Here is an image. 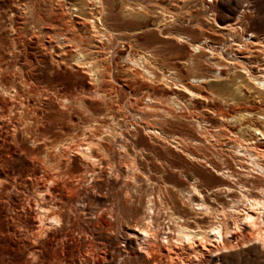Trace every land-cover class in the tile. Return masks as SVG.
Returning <instances> with one entry per match:
<instances>
[{"label":"bare ground","instance_id":"6f19581e","mask_svg":"<svg viewBox=\"0 0 264 264\" xmlns=\"http://www.w3.org/2000/svg\"><path fill=\"white\" fill-rule=\"evenodd\" d=\"M39 1L13 0V4L4 11L5 20L0 17L3 31L6 32H0V149L7 151V157H3L0 150V168H2L0 173L5 175V178H0V183L25 176L27 178H25L26 186L30 189L35 188L34 199L37 202L35 230L37 236L39 235L40 238V236L49 235L53 231L51 229L53 225H58L62 230L70 224L73 219L72 209L75 199L72 200L70 197L65 200L64 194L73 193L77 188V183H88L89 180L94 181L97 177H102L103 169L108 168L110 173L108 175H111L110 177L115 180H119V178L125 179L124 181L142 180L141 199L143 202L146 199L144 194H146L147 200L146 205L143 204L145 209L142 219L140 218L143 233L138 235L126 232L124 239L119 241V245L121 244L119 248L116 246L109 254L104 255L103 264H133L142 256L144 257L142 264H210L212 256L221 249L239 247L252 239L258 240L264 246V107L248 108L241 105L248 96H253L258 102L264 99V32L260 35L252 31L250 35L255 37L252 39L246 31L248 26L243 22V16H239L236 21L226 25L221 24L216 17H212V20L209 19L211 24L219 29L229 30L228 40L230 42L228 40L213 41L209 36L191 39L181 30L179 31L177 25L184 21H192L194 19L192 13H187L189 16L187 15L184 20L181 19L179 12L176 13L169 8V11L163 9L158 16L155 14L157 18H154L149 15L150 7L143 0H121L123 16L115 10V4L111 6L109 0H50L51 3L48 0L51 6L46 9L42 8L43 4ZM203 1H205L203 5H206V0ZM185 3L184 1L182 4L179 3V6L183 7ZM54 4L63 5L66 15L59 14L60 12L58 13V8ZM42 10L44 13L41 12ZM17 15L22 16L25 20L24 26H16ZM108 19H115L118 23L115 21L116 23L111 24ZM142 21L145 24H142ZM119 22L121 27H118ZM131 25L136 26L129 27ZM194 28L197 26L195 25ZM29 31L32 37L37 38L38 47L41 50H29V44L26 45L23 39ZM148 33H159L168 42L177 41L180 45L187 43L189 51H185L184 57L177 58V63L169 62L167 67L158 66L157 60H155L157 58L154 57V49H139L140 47H136L139 50L135 49L136 43L140 41L142 43V34ZM252 46L261 51V57L255 56L256 53L254 54L253 51L256 48L253 49ZM245 49L247 54H245ZM223 50L227 54H232L229 59L230 65L239 66L243 70V75L247 77L246 81L242 78L236 81L239 78L236 76L237 74L227 73L229 76L226 78L234 81L233 84H230L231 82L224 84L229 85L233 90L230 91V94L228 93L229 96H224L223 93L206 86L211 81L224 78L223 70L220 68L214 69L213 75L210 76H192L187 80L179 76L178 65L182 64L189 70L201 65L200 53L202 56L217 59L214 62L217 67L222 68L224 65L220 61L225 58ZM241 51L244 54H240ZM49 56L52 57L51 60H48ZM68 66L73 69L70 71L72 75L77 73L82 76L87 75L96 94L100 92L103 83L111 86V104L109 103L107 107L109 112L107 113L112 122L110 120L106 122L103 119L102 123L106 122L104 127L107 129L106 136L109 140H111L110 136H118L120 156L114 155L112 149L110 151V147L105 144L106 142H101L102 138L95 141L90 139L91 137L86 133L84 135L90 138H85L84 143L79 142L78 136H75L74 133H69L70 138L58 139L52 146L48 144L49 137L45 136L41 141H38V137L30 134V132L39 134L41 127L63 121L66 118L69 125L71 118L78 112L77 103L83 104V106L87 103L88 95L85 97L86 99L84 95L83 97L76 96L77 98L75 95H73L74 97L63 96L60 80L50 78V76L60 73L64 76L69 75L67 74L69 73ZM116 76L125 81L140 80L141 84L143 81L145 87L138 89L139 85L136 87L135 83H131V86L129 85V100L122 103V100H119V97H122V90L112 84L117 82ZM39 82L46 84L40 86ZM158 82L163 85H161L160 91L162 90V92L160 93H156ZM204 88H207L205 90L208 91V94L200 91ZM106 95L105 97H107ZM197 100L202 101L209 114L213 115L200 116L195 120L196 133H193L195 130L185 133L168 132L166 125L173 124L175 119L180 121L185 118L188 114L184 115L182 111H190L191 105L193 106ZM216 101L225 104V108L220 107ZM57 103L59 104L57 110L48 108L49 105ZM103 107L105 108V106ZM55 111L58 112L57 116L54 120H49L47 115L53 114ZM122 111L130 113L129 115L133 116L135 121L132 124L142 125V129L154 143L149 150L142 149L141 162L136 160V157L130 158L133 154L128 150L130 139L125 135L124 128L126 127L123 128L125 133L116 127L121 124L123 126V123L118 121V125L111 124L118 120L119 115H123ZM25 112H28L29 116L24 119ZM191 117L195 118L192 115ZM92 118H94L93 115ZM88 124L90 123H87V126ZM133 126L137 130V127ZM136 130L135 132H137ZM27 139L32 142L31 149H37L42 144L45 145L43 152L30 155L29 162H26V158L20 154L19 156L23 159L16 158L12 154L16 149L13 150L12 145L19 147L24 152L22 144ZM158 147H162L168 157L164 156L165 159H161L162 155H159V149L156 150ZM138 150L140 149L138 148ZM224 150H227L226 155H230L240 168L255 172L257 175H252L254 179L237 178L231 172V168L229 169L225 165L222 167L226 160H223L222 165L219 161L224 159L223 155L226 152ZM96 151H99L100 156H96ZM129 151L132 154L129 157L122 155V152L129 153ZM116 152L119 151L116 150ZM149 152L155 154L156 158L149 156ZM73 155L82 159L86 165L89 164L93 167L90 170V179L87 178V174H75L74 170L71 171L70 164L71 161H74ZM175 156L178 159H175ZM21 163L25 166L20 165ZM7 164H10L8 170L5 169ZM189 164H193V166L199 164V166L211 168L218 175H222L224 180L230 182L229 179H233L237 184L236 188L239 191L237 197L231 204L222 205L221 210L211 204L209 200L207 201L206 196L202 193V177H196L189 184L191 187L186 190L185 197L192 207L197 205L196 209L204 213L217 211L216 220L208 226L202 225L199 220L190 221V217L187 218L183 214L184 211L182 213L179 211L180 209L178 210L176 206L173 207L174 205L171 203L172 206L166 200V192H171L172 189L162 186L160 181H164L165 175L155 171L161 169L157 168L160 165V167L172 169L185 176ZM98 168L102 170H98ZM130 183L132 184V182ZM164 183L167 184V181ZM250 184H253V187ZM226 185L229 190L233 188L227 183H224L223 186ZM173 186L175 189L177 188L175 185ZM134 187L137 186L134 185ZM256 189L258 192L254 191ZM54 191L59 193L54 194ZM126 191L121 198L112 193L116 198L114 197L115 200L113 199L114 201L110 205V216L118 221L126 218L118 207L120 200L125 205H136L135 198L137 196L134 198L131 188ZM209 191L213 195L216 194L215 190ZM213 198L215 199V196ZM240 203L243 205L241 206ZM89 206L85 202L83 211L89 212ZM106 207L104 209H107ZM161 209L166 213L167 224V229L163 231L161 228L162 234L159 233L161 231L159 226L155 224ZM229 216L232 220L228 219ZM76 219L78 218L76 217ZM107 223L113 226L111 228L117 227L121 230L122 226L119 225V222L110 221ZM63 237L61 236V238ZM130 237H135L134 248H132ZM231 237L236 240L235 244H232ZM121 246L124 248L122 249ZM84 262L85 259L81 258L80 261H74L73 264H89Z\"/></svg>","mask_w":264,"mask_h":264},{"label":"rangeland","instance_id":"374dc122","mask_svg":"<svg viewBox=\"0 0 264 264\" xmlns=\"http://www.w3.org/2000/svg\"><path fill=\"white\" fill-rule=\"evenodd\" d=\"M31 1H35V0H31ZM143 1L147 3L148 7H150L149 8L150 9L149 15H151V17H154V18H157V16L161 14V11L163 9L164 10L166 9L169 11V8L172 11L173 10L176 11V13L179 12V15H181V17H182L181 19H184V20L187 18V15H188L187 13H189V12L192 13L194 15V19L192 21H184L183 23H180L181 25L180 24L177 25V27L179 26L178 30L179 31L181 30V32L184 35H187L191 39L193 37L200 39V38H203L205 36H209L213 41H218V42L221 40H228L229 39V36H228L229 30L228 29H219L218 27L211 24L209 19L212 20V17H216V19L221 24L226 25L230 22L236 21L239 16L240 17L243 16V22L246 24V26H248L247 27L248 30H246V31H247V33H249V36L252 39H255L254 36L250 35L252 33V31H254L260 35H262L264 32V0H214V1L206 0V5H203V3L205 1L202 2V0H143ZM183 1L186 2L187 4L185 3V4H183V7H180L179 3L182 4ZM39 2H42V4H43L42 8L43 9L49 8L51 6V4H49V2L51 3L50 0H49V2H48V0H40ZM54 3L57 4L56 2H54ZM109 3H111V6H113L115 4L114 5V7L116 8L115 10L117 12H119L121 16H123L121 0H109ZM11 4H13V0H0V17L2 20H5L4 11ZM57 5H55V6H57ZM162 5H164V6L162 7ZM59 6H57L58 13L60 12L59 14L63 13L64 15H66V13H64L65 10L63 11V7H62L63 5L60 6V8H59ZM116 11H114V12H116ZM41 12L44 13V10H42ZM183 15H184V17H183ZM108 20L110 21L111 24L113 22L114 23L117 22V20H115V19H108ZM24 23H25V20L22 18V16L17 15L16 16V26H24ZM143 23L145 24V22L142 21V24ZM26 24L28 25V23H26ZM120 25L121 24L119 22L118 27H121ZM195 25L197 26L198 29L194 28ZM135 26L136 25H134V26L131 25L129 27L133 28ZM180 26H181V28H180ZM0 32L6 33L5 31H3L1 23H0ZM142 36H143L142 37V43H141V41L139 42L141 45L139 43H136L137 45L135 44L136 45L135 49L137 50L139 47H140L139 49H141V48L142 49L148 48L151 50L154 49L155 50L154 51V53H155L154 57L157 58L155 60H157L158 66L167 67V66H169V65H167V63H169V62L177 63L178 59L185 56V51H187V50L189 51V49L187 47L188 46L187 43H185V45H180L179 43H177V41H172L173 43L168 42V41H166L167 39L165 37H163L162 35H159V33L142 34ZM23 39H24V42L26 43V45L29 44L28 45L29 50H31V51L41 50V48L38 47L39 45H38L37 38L32 37V34L30 31L27 33V35ZM228 41L230 42V40H228ZM136 47H138V48H136ZM258 47H259V45L257 46V48ZM252 48L255 49L256 47L254 48L252 46ZM257 48L255 49V51H253V53L257 54V55L255 54L256 57H258V56L261 57L262 53ZM246 51L247 50L245 49V54H247ZM223 54L225 55V58H222V61H220L224 65L222 68L217 67L216 63L214 62V60L217 61V59L210 58L209 56H202L200 53L199 55H200L201 59L199 58V56H198V58L201 60L202 63L198 68L189 70L186 67L184 68L183 65L180 64V65H178V69H177L178 74H179V76H181V78H183V79L185 78L184 80H187V79H189V77H192V76H200V75L210 76V75H213L214 69L220 68L221 70H223L222 74H223L224 78L223 79L221 78L220 80L218 79V80L211 81L210 83H207L206 86L211 87L212 89H215V91H218L219 93H223L224 96L225 95L229 96L230 91L232 92L233 90H232V88L229 87V85H224V84H226V82L227 83L231 82L230 84H233L234 81H233V79L229 80V78H226V76H229L228 74H232V75L237 74L236 76L239 78H237L236 81L241 80V78H242V80L246 81L247 77L245 75H243L244 74L242 72L243 70L240 69L239 66L235 67L233 65H230L229 59H231L232 54H227V52L225 50H223ZM240 54H244V53L241 51ZM157 55L159 58L157 57ZM163 55L164 56L166 55L165 58ZM51 58L52 57L49 56L48 60H51ZM162 59H164V60H162ZM67 70L69 71V73H67L69 75H67V76H64L63 74L60 73V74H56L54 76H50V78H52L53 80H57V79L60 80L59 82H60V85L62 86L61 87L62 92L61 91L60 92L63 94V96L74 97L73 95H75V98H77V97H83V95H84V98H85L87 95L88 96L90 95L89 98H88V96L86 97L88 104L85 103V105L87 106V108L85 105L83 106V104L77 103L78 112L75 113V115L71 118L69 125L67 124L68 119L66 118L63 121L54 122L52 124H47L45 127H41L39 134H35L33 132H30V134L36 138L38 137L39 138L38 141H41L45 136L49 137L48 144H50L51 146L58 139L70 138V136L68 135L69 133H74L75 136H78V138L77 137L76 138L79 140V142L82 141V143H84V139L87 137L88 138L91 137L90 139L95 140V141H98L99 138H102L101 142L102 141L104 143L106 142L105 144H107L110 147V151L112 149L114 155L120 156L121 150H119V147H118L119 146V144H118L119 141H117L118 136L117 137L110 136L111 140H109L108 137L106 136L107 135V131H106L107 129H106V127H104L105 126L104 124H106V122H108V120H110L108 117L109 112L107 111V107L109 106V103L111 104V100H110L111 99L110 98L111 86L108 85L110 87L109 88L107 86V84L103 83L101 88H100V92L98 94H96L94 91L93 84L89 83V78L87 75L82 76V75H79V73H77L78 75L74 74V73H73L74 75H72L70 73V71L71 70L73 71V69L69 68V66H68ZM116 77H117V82H113L112 84H114L115 86L117 85L116 87L119 88L120 90H122V92H123L121 95L122 97H119V100L120 101L122 100V103H125L126 101L129 100L128 96H130V94H129L130 89L129 88L131 86V83H135L136 87L139 85L138 89H140L141 87L144 89V87H145V85H143L144 84L143 81L141 84L140 80H135L136 82L130 81V80L125 81L121 77H118V76H116ZM39 83L38 84L40 86H44L46 84L44 82H39ZM154 84L156 85V83H154ZM157 85L156 86L158 88L156 90L157 91L156 93L162 92V90L160 91L162 83L158 82ZM106 87L109 89H107ZM91 88H92V91H91ZM205 89H207V88L200 89V91L208 94V91ZM104 92H105V95L107 94L106 95L107 97H105V95H103ZM108 92H109V94H108ZM225 92H227V93H225ZM84 93H86V94H84ZM101 93H103L102 94L103 98H101L102 97ZM99 95H101V96H99ZM228 96H226V97H228ZM263 98H264V95H263ZM123 99H125V100H123ZM106 100H108V101H106ZM199 100H201V99H199ZM245 100H243L241 103V105H243L242 107H244V106H246L248 108H251V107L257 108L258 106L264 107V99H263V101L258 102V100L253 98V96H251V97L248 96ZM106 103H108V104H106ZM217 103L220 107L225 108V106H226L225 104H221L219 102H217ZM204 105L205 104H203L202 101H198V100L195 101V104L193 105L194 107L191 105L190 111L185 112L183 110L182 111L183 113L181 112L182 114H184V115L188 114L189 116L187 115L185 118L182 117L183 119L180 120L181 122L177 121V119H175L173 124L170 123L169 125H166V130L168 129V132H170V133L171 132L172 133H174V132H177V133H183L184 132L185 133V132H193L195 130L193 133H196V128L194 125L195 120L197 118H200V116H209L210 114H212V113L209 114L208 110L205 108ZM103 106H105V108ZM82 107H83V109H82ZM48 108L52 109V110H57L59 108V104L57 103L55 105H49ZM125 110H126V108H125ZM127 113L128 112H126V113L123 112L122 116L124 118L119 115L118 120L116 122L114 121L115 123L113 122L111 124L112 125H118V123H117L118 121H120V123H123V126L121 124V126H116V127L119 128V130H122L123 132L125 130V132H126V133L124 132L125 135L130 139L128 141L129 142L128 150H130L134 156L131 154L130 151H129V153L128 152H122V155H125V156L127 155L126 157H129L130 155H132V156H130V158L136 157V160L141 162L142 161V156H141L142 155V153H141L142 149L147 148L145 150H149L151 147H153L152 144H154V143L151 142L148 135L142 129V125H139V123L132 124L133 122H135L133 119V116L129 115L130 113H128V114ZM57 114H58V112L55 111L53 114H48L47 118L49 120H54L55 117L57 116ZM124 114H126L127 116ZM190 114L192 116H194L195 118H192ZM92 115L94 118H92ZM28 116H29V113L25 112L24 113V119L27 118ZM102 116L103 117L106 116L105 117L106 119L103 118ZM214 117H217V116L214 115ZM252 118H256V117H252ZM103 119H104V121H106V122H104V124L102 123ZM119 119H121L122 121ZM123 120L125 123L123 122ZM110 122H112V121L110 120ZM87 123H90L91 125L88 124V126H87ZM133 125H135V127H137V130L134 128ZM124 126L126 128H124ZM127 126H128V128H127ZM85 128H86V130H85ZM98 128H99V130H97ZM123 128H124V130H123ZM132 128H133L134 132L131 131ZM126 129H128L129 131ZM135 130L137 132H135ZM186 130H188V131H186ZM138 131H139V133H138ZM85 133L88 134L90 137L87 135H84ZM95 133H96V135H95ZM136 133H138V134L136 135ZM98 135H99V137H98ZM111 137H113V138H111ZM108 143L112 144V145H109ZM155 145H157V144H155ZM30 146H32V142L29 139L25 140L22 144V147L24 148V152H22V150H20L19 147L12 145L13 150H14V148H16L15 152L12 153L13 156L16 158L23 159L22 157L19 156V154H20L24 158H26V162H29L30 155L36 154L38 152H43L45 150L44 144H42V146L37 148V149H31ZM111 146H112V148H111ZM138 148L141 151L138 150ZM0 150H1L2 156L7 157V151L5 149H0ZM116 150L119 152L115 153ZM156 150L159 151L160 156L162 155L161 159H163V158L165 159L166 156L168 157V155H165L167 153L165 152V150L162 147H158ZM160 150H162V151H160ZM137 151H139V152H137ZM224 151H226V152H224L225 155H223L224 159H222V161L221 160L219 161V163L221 162V165H222V163H224L223 160H226L225 161L226 163L223 164L222 167L226 166L229 169L231 168L230 169L231 172L237 178H243V179L249 178L251 180L254 179V176H252V175H257L255 172H253V171L251 172L248 169L240 168V166L237 165L235 161H233L234 159L230 155H228V156L226 155L227 150H224ZM98 153H99V151H96V156H100V153H99V155H98ZM119 153H120V155H119ZM151 153L152 152H149L148 155L151 156L152 158H156V155L153 153L151 154ZM8 157H11V156H8ZM72 157L74 158L73 159L74 161H71L72 165L70 164V168H72L71 171L73 172V170H74L75 174L76 173L77 174L78 173H84L85 175L87 174L86 175V176H88L87 178L90 179V173H91L90 170L93 167L90 166L89 164L86 165V163L82 159H80L79 157H77L75 155H73ZM175 157H176L175 159H178L177 156H175ZM104 164H106V163H104ZM20 165L25 166V164H23V163H21ZM195 165L196 164H194V166ZM71 166H73V167H71ZM192 166H193V164L192 165L189 164L187 166L185 176L183 174H180L179 172L172 170V169H169V168L165 169L162 166L160 167V165L157 168H161L162 170L156 169L155 171H158L157 173H159V174L165 175V179L163 178L164 181L163 180L160 181L162 186L163 187L165 186L166 188L168 187V189H170V190L172 189L171 192H169V191L166 192V194H167L166 196L168 197V198L166 197V200L170 204L172 203L174 205L173 206L171 204L173 207L176 206V208H178V210L180 209L179 211H181L182 213L184 211L185 213H183V214L187 218L190 217V221L193 222L194 220H199L202 223V225L208 226L210 223H212L216 220L215 217H217V215H216L217 211L216 212L214 211L212 213L211 212L204 213V212H201L200 210L196 209V208H198L197 205L192 207V204H190L189 201L186 200V197H185L186 190H188V188L191 187V185H189V184L191 182H193L196 177H198V176L202 177L201 178L203 181V182H201V183H203V185L201 186L202 187L201 188L202 193L206 196L207 201L209 200V202L211 204H214L215 207L217 206L216 208H218L220 210L223 207L222 205L231 204L233 199H235L237 197V192H239V191L236 188L237 184L233 179H229V180H231L229 182V181L224 180L222 175H218L215 171L211 170V168H208V167L205 168V166H202V165L199 166V164H197L198 167L197 166L192 167ZM5 169L6 170L10 169V164H7L5 166ZM104 169L102 171L103 172L102 177H99V178L97 177L94 181L89 180L88 181L89 185L87 182L82 183V184L77 183V188L75 191H73L74 194L72 192H68L69 194L68 193L64 194L65 200L69 199L70 197L72 198V200L75 199L74 200L75 204L73 203L74 208L72 207L73 208L72 209L73 210L72 222L70 224H68L67 226H65L62 230L60 229V227H58V225H56V226L53 225L51 227V229L53 231L50 232L49 235H43V237L40 236V238H39V235L37 236V233L35 230V223H36L35 212L37 210V206H36L37 202L34 199L35 198V191H34L35 188L30 189L29 187L26 186V184H25V178L26 177L25 176L23 178L22 177L18 178V179L16 178L14 180L9 179L8 182L4 181L3 183H0V264H68V263L73 264L74 261L78 262V261H80L81 258L85 259L84 263L88 262L89 264H103L104 255L109 254L111 252V250L116 246H118V248H119V246L121 245V244L119 245V241L123 240L124 236L127 233L130 232V233H135V234L141 235V233H143V231L141 230V226H142L141 225L142 224L141 219H142L144 209H145L144 205H146V200H147L146 194H144L146 199H144L143 202L141 199L142 198L141 197L142 196V188H141L142 187V180L138 179V181H130V180L124 181L125 179H123V178H119V180L118 179L115 180V179H113V177H110L111 175H108V174H110L109 169L108 168H106L105 170ZM0 170H2V168H0ZM98 170H102V169L98 168ZM196 173H198V174L196 175ZM181 175H183V176H181ZM103 177H105L104 180H103ZM0 178H5V175L3 173H0ZM100 178H101V180H100ZM109 181L111 184L108 183ZM129 181L132 182V184ZM166 181H167V184L164 183ZM169 183H170V185H169ZM224 183L229 184V186H231L233 188L231 190H229L227 188V185L223 186ZM163 184H165V185H163ZM134 185L137 187H134ZM173 185H175V187H177V188L175 189ZM177 185H179V186H177ZM250 185H251V187H253V184H250ZM126 186H127V188H126ZM130 188H131V191H133L132 194L134 195V198H135V196H137L139 198V200H137L138 199L137 197L135 198L136 199L135 203H136L137 207H136V205L135 206L134 205L133 206L125 205L124 203H122V200H120L121 202L119 203L118 207L121 210V212L123 213V216L126 218H125V220H123V219H121L122 218L121 217L120 218L121 221L120 220L118 221V220H116V218L110 216L111 215L110 210H109L110 205L113 203V201L115 200L117 195H118V198L123 197L125 192H127L126 190H130ZM136 188H138V189H136ZM88 190H90V191H88ZM136 190L138 192H135ZM209 190H211V192L215 190L214 193H216V194L213 195L212 193H210ZM131 191H128V192H131ZM254 191L258 192L257 189ZM183 192H184V194H183ZM58 193L59 192L54 191V194H58ZM110 193L111 194L114 193L115 195L116 194L117 195L116 196L114 194L111 195ZM213 196H215V199L213 198ZM182 197L185 200V202H183L184 200L182 199ZM109 200L111 203L109 202ZM84 201L90 205L89 206L90 207L89 212L83 211V209H82L83 205L85 203ZM240 205L242 206L243 204L240 203ZM94 207H96V208H94ZM105 207L107 209H104ZM132 208L135 210H133ZM78 213H80V214H78ZM159 214L157 215L158 219L155 220V224H157L159 226V228H160L159 230H161V228H162V230L164 231L165 229H167V224L165 221L166 213L164 212V210L161 209L159 211ZM76 217L78 219H76ZM228 219L232 220L230 216L228 217ZM106 220H108V221H106ZM110 221H114L115 223L119 222V225L122 226L121 230H120V228H117V227H116L117 230H116V228H111L113 226H111L110 224L107 223ZM75 228H76V230H75ZM162 230L159 232L160 234L163 233ZM61 236H64V237L61 238ZM36 237L38 240L36 239ZM33 238H35V239H33ZM47 238H48V241H47ZM130 240L132 241L131 242L132 248H134L136 245L135 237H130ZM53 242H55V243H53ZM231 242H232V244H235L236 240H234V238L231 237ZM41 243L43 246L40 245ZM43 247L44 248L46 247V248L44 249ZM129 247H131V246H129ZM121 248L123 249L124 246H121ZM142 257L139 258L138 260H136L135 263L133 262V264H142L143 259H144V257L143 258ZM210 264H264V246L258 240L252 239V240L248 241L247 243H245L244 245H241L239 247H234V248H230V249L227 248L224 250L221 249V250L215 252V255L212 256V260H211Z\"/></svg>","mask_w":264,"mask_h":264}]
</instances>
